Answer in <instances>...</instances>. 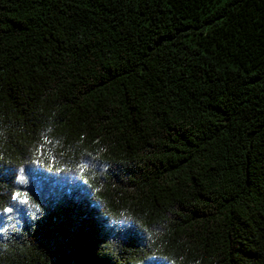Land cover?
Listing matches in <instances>:
<instances>
[{"label":"trees","instance_id":"trees-1","mask_svg":"<svg viewBox=\"0 0 264 264\" xmlns=\"http://www.w3.org/2000/svg\"><path fill=\"white\" fill-rule=\"evenodd\" d=\"M0 264H264V0H0Z\"/></svg>","mask_w":264,"mask_h":264}]
</instances>
